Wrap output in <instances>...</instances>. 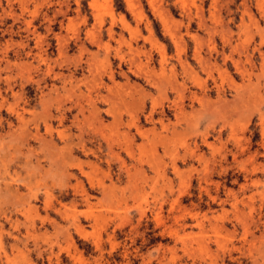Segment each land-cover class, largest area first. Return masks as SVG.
<instances>
[{
	"label": "rangeland",
	"instance_id": "1",
	"mask_svg": "<svg viewBox=\"0 0 264 264\" xmlns=\"http://www.w3.org/2000/svg\"><path fill=\"white\" fill-rule=\"evenodd\" d=\"M0 264H264V0H0Z\"/></svg>",
	"mask_w": 264,
	"mask_h": 264
}]
</instances>
